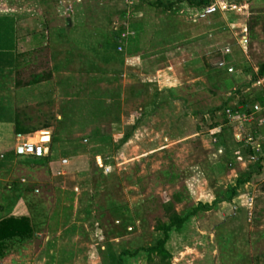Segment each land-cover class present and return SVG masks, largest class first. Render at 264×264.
I'll use <instances>...</instances> for the list:
<instances>
[{
    "label": "rangeland",
    "instance_id": "rangeland-1",
    "mask_svg": "<svg viewBox=\"0 0 264 264\" xmlns=\"http://www.w3.org/2000/svg\"><path fill=\"white\" fill-rule=\"evenodd\" d=\"M44 1L49 8L34 16L37 23L33 21L26 30L27 36H35L21 45L31 61L26 70L46 75L54 63L70 54L72 59L63 63L65 67L78 71L91 67L96 73L107 68L105 74L115 73L108 80L98 73L93 86L88 87L106 88L107 97L123 101L119 115L129 136L112 139L115 154L109 148L105 153L100 151L101 156L110 155L113 163L105 180L100 178L101 170L92 166L94 160H90V177L82 192L84 210L76 217L62 218L60 232L55 234L46 230L48 219L41 218L44 224L38 228L42 229L40 236L8 240L0 264H103L109 250L120 254L124 249L136 252L134 256H123L122 264H264V194L260 193L263 176L254 174L247 186L233 193L231 187L235 185L228 186L229 175L236 178L249 165L258 169V156L253 153L259 152L264 142V110L249 116L253 110L247 111L250 106L240 103L264 88L259 70L264 62V0H82L92 8L81 13L76 9L69 12L72 1ZM147 1L163 5L146 14L128 13L127 26L121 29L125 19L122 13L132 12L134 5L145 8ZM69 13L74 19L84 17L87 29L97 25L105 33L110 32L111 44L105 43L106 48L116 49L118 56L103 61L91 51L94 58L78 51L85 47L79 46L86 36L85 29H70ZM68 32L74 39L69 46L75 50L59 46L64 43H59L58 36L65 37ZM98 44L94 41V45ZM219 45H225L221 51L227 59L223 66L209 72L201 56ZM132 54L140 57L141 71L129 75L128 64L129 76L124 78L123 61ZM168 66H173L171 72L177 80L164 75L165 80L173 82L151 81L156 71L166 74ZM146 73L151 77L143 78ZM29 78L30 75L23 76L24 80ZM84 80H88L85 74L76 78L77 83ZM137 90L139 94H135ZM50 97L36 100L28 112L36 115L40 111V120L53 118L55 98ZM81 106H74L77 113L85 110ZM110 111H106L110 113L106 118L81 120L73 126L81 133L94 127L109 132L116 113L112 107ZM216 120L224 138L229 137L230 147L235 141L242 142L230 150L233 152L228 157L222 152L218 159L213 157L214 149L206 136ZM46 169L42 165V177L37 175L44 186L41 197L52 192ZM224 191L227 194L221 197ZM212 195L220 199L219 206L212 203L220 214L216 210L198 211L179 230L172 229L164 245L169 258L159 252L138 250L163 236L160 227L169 222L174 211L184 214L197 198ZM110 200L128 207L133 220L127 228L121 224L126 216L118 220L109 208ZM43 207L46 209L47 204Z\"/></svg>",
    "mask_w": 264,
    "mask_h": 264
},
{
    "label": "crops",
    "instance_id": "crops-1",
    "mask_svg": "<svg viewBox=\"0 0 264 264\" xmlns=\"http://www.w3.org/2000/svg\"><path fill=\"white\" fill-rule=\"evenodd\" d=\"M64 1L65 3L73 2V9H69V12L76 9L81 13L88 10L90 6L92 8L91 4L82 0ZM45 7L47 6L44 0H19L18 3H12V0L0 1V220L8 217L29 218L32 235L35 236V239L40 236L44 224L43 221H40L41 218L44 221L45 217L48 219L46 230L55 234L60 232L62 218L67 220L76 217L81 210H84L85 203L82 200V192L85 191L87 185L85 183L89 180L91 167L95 166L96 170H101L100 178L104 180L111 174L110 168L113 163L110 160V155L101 156L100 151L105 153L109 148V152L115 154L117 148L113 146L112 139L129 136L124 132L123 117L119 115L123 101L117 97H107L108 91H105V87L104 90L102 89L103 91L88 87L94 83L95 79L97 80L98 77L95 75L98 73L106 77V80L115 73L105 74L108 73L107 68L105 71L100 69L96 73V71H93L95 68L91 67L86 68L85 71L79 70L80 72L77 69L65 67L63 63H70L72 59L70 54L64 60L54 63L55 65L50 68V72L46 75L42 71L30 74L26 70L31 61L27 56L28 51L23 50L21 45L35 36H27L26 30L32 25L33 21L37 23L38 19L36 17L43 14ZM69 14L67 22L68 24L71 22L72 28L70 29L77 26L83 28V30L85 29L86 36L79 44V46L84 45L85 47L78 51L88 53L92 57L91 51L95 57L107 61L109 53L105 43L108 41L110 32L109 34L105 33V30L97 27V25L87 29L84 17L74 16L76 17L74 19L71 17V13ZM58 38L60 39L58 40L59 43L60 41L64 43L59 45L60 48L75 50V48L69 46L71 40H74L71 39L70 32L65 37L58 36ZM94 41L99 44L94 45ZM139 58L138 55L132 54L123 61L126 66L123 67L122 77L127 78L129 75L141 71L138 65ZM263 63H260V65ZM128 64L131 67L129 75L126 71L129 70ZM167 69V71H164L166 74L162 75H159V71H156L151 81H157L159 84L168 83L169 80H165L164 75L177 80L176 74H172L173 66H168ZM26 74L30 75V78L24 80L23 76ZM82 74H85L88 80L77 83L76 78L82 76ZM36 75H45L47 80H37ZM142 76L143 78L151 77V74L146 73ZM89 77L94 79L90 80ZM262 80L264 81V72H262ZM169 82L173 81L170 80ZM174 87L176 85H173ZM260 89L264 90L263 87ZM135 94H139V91L137 90ZM49 96L55 98L53 118L40 120L37 115L42 114L40 111L36 115L28 112V109L30 110L36 100L42 101ZM75 105H82L81 107L84 105L85 110L82 113H77V110L74 109ZM111 107L116 110V113L113 115L114 125L110 126L109 132L100 131L99 127H94L89 129L88 133L85 131L81 133L73 126V123H78L81 120L87 122L90 120L96 121L97 118L102 116L106 118L107 114L110 116V113L106 111H110ZM226 119L228 121V118ZM216 122L218 121L216 120L215 124L209 127V133L206 136L210 138L211 146H213V157L218 159L222 152L225 154L224 157H228L234 151L233 148L236 145L231 147L228 145L229 137L224 138L221 129L219 131L221 126ZM81 139L83 140L81 141ZM25 142L43 143L46 147L45 155L36 157L24 153L22 144ZM258 151L254 153L252 151V153L258 156V175L263 176L261 182H264V142L259 146ZM90 160H94L92 166ZM42 165L47 168L48 179L46 180L52 188L51 195L43 197H41L40 192L44 189V186L42 180L37 178V175L41 176L42 174L39 171ZM252 166L254 165L246 167L247 169H244L236 178L229 175L231 168H228L227 173L230 176L228 186L235 185L237 177L244 176L248 168ZM250 180L239 187L247 186ZM239 190L241 189L238 188L237 191ZM226 192L224 191L221 197L226 196ZM260 193L264 194V183L260 186ZM86 198L90 202V197L87 196ZM219 200L218 195H212L210 198L205 199L197 198L195 205L199 202L207 203L211 208L200 210V212L215 211L216 209L212 208V203H218ZM44 204H47L46 209L43 207ZM117 204L123 205L115 200L109 202V208L113 213V209ZM219 205L220 203L217 206ZM188 213L189 211H186L184 214L178 213V215L184 217ZM114 214L118 220L122 217V215L117 216L116 213ZM218 214H220V210L217 212ZM58 219L60 220L58 221ZM39 227L41 228L38 229Z\"/></svg>",
    "mask_w": 264,
    "mask_h": 264
},
{
    "label": "trees",
    "instance_id": "trees-1",
    "mask_svg": "<svg viewBox=\"0 0 264 264\" xmlns=\"http://www.w3.org/2000/svg\"><path fill=\"white\" fill-rule=\"evenodd\" d=\"M181 1L182 0H179L178 2H181ZM145 4H146L145 8L141 7L140 5L139 6L134 5V6H131V9H130L132 12L124 11L122 13V15H123L122 17L125 19H123L124 25L122 24L121 29L124 30L125 27L127 26L126 19L128 20V17H130L128 15V13L134 14V12L137 13V11H143L146 14V12L148 10H151L153 7H159V6L163 5L161 2H159L158 4L157 3L154 4V3H151L149 1H147ZM195 5L199 6V3L195 4ZM132 18H135V17L131 16L130 19H132ZM142 21L144 22V24L147 25V20L145 18ZM113 38L118 39L119 37L114 35ZM107 42H108V45L111 44L109 41H106V43ZM108 45L105 44V47H107ZM224 46L225 45H219V46L213 47L208 55L203 54L201 56L202 64L207 71L211 72L213 70H216L217 67H221V66H223V64H225L227 57L225 55H223L222 51H221L222 47H224ZM115 50H111L108 48L109 58H113L116 56L117 52ZM118 54H119V52H118ZM118 54H117V56H118ZM259 70H260V73L264 72V63L259 66ZM36 78H37V80H47V76H44V75H36ZM263 102H264V90H262V89L254 91L251 95H247L245 98H243L242 101H240V103L243 104L244 106H246V105L250 106L247 109V111L253 110V106L256 103H263ZM225 122H227V119H225ZM240 143L242 144V142H240V141H235V145H239ZM250 152H252V151H250ZM255 164H256V167L258 168V159H256ZM254 174H258V169H255V167L254 168L249 167L247 170V173L244 176H239L236 180L235 186L231 187L232 193L241 184L250 180ZM209 207H210L209 204L199 202L197 205H194L193 207H191V209L189 210V213L184 217L178 215V213L176 211H174V213L170 216L169 222L163 224L160 227V229L163 232V236L158 237L157 241L153 245H151L149 247H141L138 250L141 249V250H143L147 253H150V254L159 252V253H161V255H165L169 258L168 251L164 245H165L167 239L169 238L170 231L172 229L179 230L192 215H194L195 213H197L200 210H207V209H209ZM113 211H114V213L117 214V216L118 215H122V217L126 216V221H124V222L121 221L122 226L127 228L129 225L132 224L133 219H132L131 215H129V210H128V207L126 205H118L117 204V205H115ZM120 220H121V218H120ZM31 235H32V228H31L29 218H27V217H8V218L1 219L0 220V257L3 253L4 246H5L6 242H8V240L23 239L26 237H30ZM138 247H140V246H138ZM135 252L136 251L132 252L131 249H124L122 251V253L115 254L114 252L109 250V252L107 253V256H106L107 259H105L106 261H104L103 264H122V262H123L122 257L123 256H128V255L134 256Z\"/></svg>",
    "mask_w": 264,
    "mask_h": 264
},
{
    "label": "built area",
    "instance_id": "built-area-1",
    "mask_svg": "<svg viewBox=\"0 0 264 264\" xmlns=\"http://www.w3.org/2000/svg\"><path fill=\"white\" fill-rule=\"evenodd\" d=\"M228 70L232 71V68L230 67ZM262 110H264V102L263 103H256L253 106V111H251L248 114H249V116H251L252 113L262 111ZM22 149H23L24 153L30 154V155H33L36 157H42L43 155H45V148H44V145H42V143L25 142L22 144Z\"/></svg>",
    "mask_w": 264,
    "mask_h": 264
}]
</instances>
